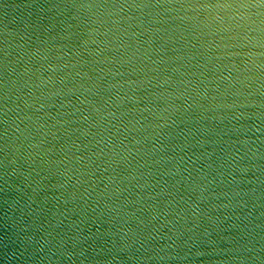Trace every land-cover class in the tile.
<instances>
[{"label": "clouds", "instance_id": "1", "mask_svg": "<svg viewBox=\"0 0 264 264\" xmlns=\"http://www.w3.org/2000/svg\"><path fill=\"white\" fill-rule=\"evenodd\" d=\"M0 264H264V0H0Z\"/></svg>", "mask_w": 264, "mask_h": 264}]
</instances>
